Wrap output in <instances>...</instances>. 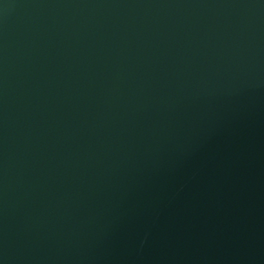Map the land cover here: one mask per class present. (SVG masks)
Here are the masks:
<instances>
[{
	"label": "water",
	"instance_id": "obj_1",
	"mask_svg": "<svg viewBox=\"0 0 264 264\" xmlns=\"http://www.w3.org/2000/svg\"><path fill=\"white\" fill-rule=\"evenodd\" d=\"M0 264H264V0H0Z\"/></svg>",
	"mask_w": 264,
	"mask_h": 264
}]
</instances>
